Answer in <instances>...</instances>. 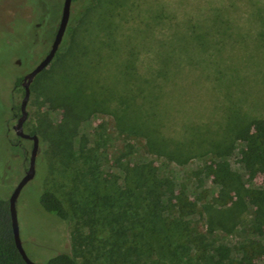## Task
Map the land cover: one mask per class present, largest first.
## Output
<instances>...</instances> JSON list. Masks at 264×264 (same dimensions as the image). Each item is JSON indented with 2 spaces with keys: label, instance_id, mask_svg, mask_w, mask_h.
<instances>
[{
  "label": "trees",
  "instance_id": "1",
  "mask_svg": "<svg viewBox=\"0 0 264 264\" xmlns=\"http://www.w3.org/2000/svg\"><path fill=\"white\" fill-rule=\"evenodd\" d=\"M145 1L73 0L72 8L77 4L88 5L76 25L75 11L72 18L75 27L70 30L67 47L58 51L55 60L31 85L34 101L43 100L50 107L39 114L36 128L28 133L40 139V160H50L51 167L59 165L76 170L73 181L81 190V202L71 210L56 192L41 189L39 204L44 211L63 221H69L74 214L72 245L77 256L83 257L80 263L75 256L60 253L46 264H138L142 258L153 260L152 264H233L235 249L207 232L213 234L219 228H226L246 199L256 208L255 235L264 229V185L247 189L227 160L236 144L242 143L243 170L251 177L264 175V118H252L230 108L221 119L225 120V126H231L223 139L187 141L188 134L179 139L168 135L164 126H168L174 107L169 104L166 86L184 73L185 67L179 63L182 53L172 45L166 52L164 49L154 53L153 64L147 68L141 60L146 46L144 38L140 39L147 30L126 25L129 18L142 14ZM26 4L40 24L39 40H33L28 54L35 59L37 55L47 54L54 42L64 0H26ZM225 7L218 8L209 2L206 20L186 18L179 26L175 25L178 27L175 36L185 32L190 38L198 39V30L207 31L216 26L213 22L209 25L211 16H219ZM260 13L256 23L258 30L264 32V8ZM168 15L162 6L151 18L165 23L170 19ZM221 23L226 26L231 21L225 17ZM181 28L184 30L180 31ZM199 61L196 60L197 64ZM22 80L17 78L14 90L24 97ZM17 109L20 115L21 105ZM58 110L62 111L61 117L54 120L50 111ZM100 114L112 116L120 133L145 138L149 153L179 165L198 156L213 155L218 196L207 202L180 189L153 162L135 160L132 150L115 157L114 167L118 171L104 177L99 158L96 163L81 160L75 148L81 125ZM210 124L198 120L185 122V126ZM23 140L18 137L13 145L22 149ZM23 155L30 163L28 152L24 150ZM36 177L37 172L34 180ZM232 195L236 200H231ZM10 197L0 195V264H27L16 245ZM105 232L109 237L103 236ZM241 249L242 259L237 264H264L261 241L252 238ZM256 260L261 262L254 263Z\"/></svg>",
  "mask_w": 264,
  "mask_h": 264
},
{
  "label": "rangeland",
  "instance_id": "2",
  "mask_svg": "<svg viewBox=\"0 0 264 264\" xmlns=\"http://www.w3.org/2000/svg\"><path fill=\"white\" fill-rule=\"evenodd\" d=\"M209 2L218 8L226 6L219 16H211L209 25L213 22L216 26L207 31L199 29L198 39L190 38L185 32H179L175 36L178 31L175 25L186 18L206 20V7ZM87 5L88 3L84 6L77 4L72 8L71 22L60 52L67 47L71 39L70 30L75 27ZM162 6L169 14V21H153L151 17ZM262 8L264 0H146L142 3V14L128 19L126 26L141 28L143 32L147 30L142 35L145 37L140 39L145 40L146 48L142 51L141 60L146 68L153 64L154 53L159 54L164 49L166 52L171 45L178 53H182V61L179 63L185 67V71L166 86L170 94L169 104L174 107L167 122L168 126H164L168 135L179 139L188 134L187 141L223 139L231 126H225V120L223 122L221 119L227 116L230 108L245 112L252 118H264V32L258 30L256 23ZM31 11L26 0H0V122L1 113L5 112V104L8 105L11 99L13 103L21 105L23 96H13L14 85L17 78L23 77L35 62L28 54L31 52L29 48L33 40H39L40 27ZM75 11L77 16L75 15L74 25L72 18ZM225 17H229L235 25L230 23L223 26L221 21ZM18 59L23 61L22 68L16 67ZM196 60L202 61L197 64ZM34 100L32 96L28 105L29 119L25 126L27 133L36 128L39 114L49 111L50 108L43 100ZM61 114V110L50 111L54 120L60 119ZM191 120L209 121L211 126H185V122ZM10 127L12 130L4 132L6 127L0 123V195L4 197L11 195L29 169V162L25 160L23 152H28L29 159L33 145L30 140L21 142L22 149L12 145L10 140L16 141L17 136L13 126ZM75 148L77 157L81 160H92L96 163L99 158L106 178L109 172L118 171L114 167L115 157L132 150L135 160L146 159L153 162L163 175L173 178L180 189L188 190L194 196L199 195L207 202H212L219 194L216 175L213 173L216 160L213 155L198 156L187 164L179 165L165 157L149 153L146 140L142 136L120 133L113 117L108 114L92 116L81 125ZM242 148L243 144L238 142L227 160L247 189L261 188L264 185V175L251 177L243 170L240 163ZM50 162L42 158L40 160L38 155L37 177L24 188L18 200L24 248L29 258L37 264H46L60 253L75 256L82 263L83 257L77 256L72 245V232L76 224L74 214L72 213L69 221H63L44 211L39 204L43 187L56 192L71 210L72 206L81 202V190L75 187V180L73 181L77 171L59 165L51 167ZM208 165L211 166L206 168ZM40 169H43L42 174ZM236 198L232 195L231 200ZM244 203L233 219L229 220L226 228H219L213 234L210 230L207 232L218 242L235 249L234 258L237 263L242 259V246L247 245L250 239L256 238L264 244V229L255 235L253 218L256 208L247 199ZM103 236L109 237L108 232ZM236 261L233 264H237ZM260 262L256 260L254 263ZM152 263L153 260L148 261L146 258L138 262Z\"/></svg>",
  "mask_w": 264,
  "mask_h": 264
},
{
  "label": "water",
  "instance_id": "3",
  "mask_svg": "<svg viewBox=\"0 0 264 264\" xmlns=\"http://www.w3.org/2000/svg\"><path fill=\"white\" fill-rule=\"evenodd\" d=\"M72 6H73V0H64L60 24H59L57 34L55 36L54 42L51 46L49 53L24 78L23 87L25 89V96H24V99L22 101V106H21L22 116L20 117L18 124L14 127L19 137L33 141V149L31 152L29 169L26 172V175L18 183V185L16 186V188L14 189L10 197V205H11L13 229H14V234H15L16 245L19 249L20 254L22 255L23 259L25 260L27 264H37V263L33 262L29 258L24 248V244L21 238L17 204H18V200L24 188L32 180H34L36 176V172H37L36 164H37V157H38L39 150H40V139L37 135H30V134L25 133L24 124L29 117L28 105H29L30 98H31V85L33 84L36 77L50 66V64L55 59L58 51L60 50V47L65 39L67 30L70 24L71 15H72Z\"/></svg>",
  "mask_w": 264,
  "mask_h": 264
},
{
  "label": "flooded vegetation",
  "instance_id": "4",
  "mask_svg": "<svg viewBox=\"0 0 264 264\" xmlns=\"http://www.w3.org/2000/svg\"><path fill=\"white\" fill-rule=\"evenodd\" d=\"M38 27H40V24H38ZM51 49V48H50ZM50 51V50H49ZM49 53V52H48ZM47 53V54H48ZM47 54H44V55H40V56H36V58H35V62L33 63V65L31 66V68H28V71H27V73L22 77V86H23V83H24V78H25V76L37 65L36 63L37 62H41L45 57H46V55ZM16 67H18V68H22L23 67V61H22V59H18V60H16ZM24 88V87H23ZM13 96L14 97H16L17 96V92L16 91H13ZM25 96V95H24ZM10 99H11V96H10ZM23 99H24V97H23ZM2 102H3V100H2ZM2 104H4V102L2 103ZM21 106H22V103H21ZM10 107V108H9ZM22 116V111H20V115H19V111H18V109H17V103L16 102H12V99L10 100V102L8 103V105H6L5 104V112H3V113H1V122L0 123H2L3 124V126H5L6 127V131H4V132H9L10 130H12V128L10 127V126H13V130L15 131V129H14V127L18 124V121H19V119H20V117ZM29 118V117H28ZM27 121H28V119H27ZM26 121V122H27ZM13 122H14V124H13ZM26 122H25V124H24V132L25 133H27L26 132V128H25V126H26ZM15 133H16V131H15ZM8 134V133H7ZM28 134V133H27ZM16 136H17V138L19 137L18 135H17V133H16ZM24 140H29V139H24ZM11 141V143H12V145L13 144H15V143H13L14 142V140H10ZM31 141V140H30ZM32 142V144H33V141H31ZM32 149H33V145H32ZM29 166H30V163H29ZM28 171V170H27ZM26 171V172H27ZM26 175V174H25Z\"/></svg>",
  "mask_w": 264,
  "mask_h": 264
}]
</instances>
